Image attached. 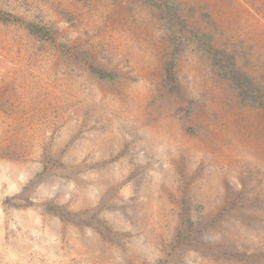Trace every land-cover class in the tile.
Masks as SVG:
<instances>
[{
  "label": "rangeland",
  "instance_id": "1",
  "mask_svg": "<svg viewBox=\"0 0 264 264\" xmlns=\"http://www.w3.org/2000/svg\"><path fill=\"white\" fill-rule=\"evenodd\" d=\"M176 4L0 0V264H264V0Z\"/></svg>",
  "mask_w": 264,
  "mask_h": 264
},
{
  "label": "trees",
  "instance_id": "2",
  "mask_svg": "<svg viewBox=\"0 0 264 264\" xmlns=\"http://www.w3.org/2000/svg\"><path fill=\"white\" fill-rule=\"evenodd\" d=\"M150 2L154 3L155 5L161 7V9L171 15L174 16L172 10L178 8L176 4V0H167V1H160L157 0H149ZM172 13V14H171ZM184 21L183 19L180 20V23ZM182 28L187 29L190 34V40L196 41V46L199 50L206 52L207 56L212 60L214 66L220 68V74L232 82L234 85L240 90L239 95L243 102H248L250 104L256 105L257 104V96H254V88L253 80L251 77L243 72L236 66L234 62V57L228 54L226 48H217L213 45V43L207 38V33H197L192 28H189L184 22ZM174 50L178 52L180 44L174 42ZM97 72V70H96ZM100 78H108L111 77V74H104L103 72H97Z\"/></svg>",
  "mask_w": 264,
  "mask_h": 264
}]
</instances>
